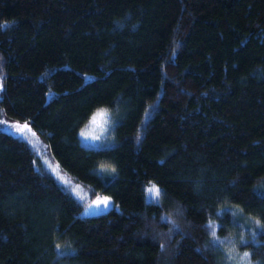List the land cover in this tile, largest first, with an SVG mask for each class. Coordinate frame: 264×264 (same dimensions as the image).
<instances>
[{
  "label": "trees",
  "instance_id": "trees-1",
  "mask_svg": "<svg viewBox=\"0 0 264 264\" xmlns=\"http://www.w3.org/2000/svg\"><path fill=\"white\" fill-rule=\"evenodd\" d=\"M5 22L0 113L89 193L0 130V264H264V0H0ZM100 108L112 145L83 147ZM97 194L114 207L81 216Z\"/></svg>",
  "mask_w": 264,
  "mask_h": 264
},
{
  "label": "rangeland",
  "instance_id": "rangeland-1",
  "mask_svg": "<svg viewBox=\"0 0 264 264\" xmlns=\"http://www.w3.org/2000/svg\"><path fill=\"white\" fill-rule=\"evenodd\" d=\"M84 79L88 80L90 76L88 75H84ZM47 95H52L51 93H48ZM94 113V112H93ZM93 113L90 115V117L88 118V120L83 124V126L78 130L77 133V138H78V142L80 143V145H82L83 147L86 148H106L112 145V135H111V131L114 125V118L112 117V123L110 124L108 130L103 134L102 139L100 141H92L90 143H86L84 142V139L80 136V132L81 130L85 129L86 125L89 122V119L91 118V116L93 115ZM0 121H6V125L7 127H11L15 124H20L23 125L25 122L27 121H18V120H12V119H8L4 116H2V113H0ZM29 123V122H28ZM31 131L34 132L36 135L32 136L31 132L26 133L25 139H21L20 138V134L15 132V129L13 128L12 131H8L7 127L4 125H0V130L4 131L6 133H8L9 135H11L12 137H15L17 139H20L21 141H23L31 150V152L33 153V160H34V167L44 173H47L48 175H50L54 181L64 190L66 191L69 195H71L74 199L78 200V201H82V200H86L89 190L85 189V187L77 182L74 181L70 176H68L56 163V161L53 159V157L51 156L46 140L44 139V137H42L39 133H37L29 124ZM94 145H98V146H94ZM54 168H58V170L60 171V174L62 176L65 177V179H69L72 181L71 185H66L63 183V181H61L55 172H53L52 169ZM147 182L144 186V197H145V201L150 202L148 197H147V193L145 191L146 187L148 186ZM76 185H80L82 188V192L80 193V196H78L75 192L72 191V188H74ZM83 196V199H81L80 197ZM97 196H106V195H102V194H97L96 196H94L91 200H89V202H87L86 204L83 205L82 210L80 212V215L83 217H88V216H95V215H99L102 213H105L106 211H108L109 209H111L112 207H109L107 209H105L103 206H101L99 209L96 208H89V205L91 204V202L93 200H95L97 198ZM239 264V263H238Z\"/></svg>",
  "mask_w": 264,
  "mask_h": 264
},
{
  "label": "snow or ice",
  "instance_id": "snow-or-ice-1",
  "mask_svg": "<svg viewBox=\"0 0 264 264\" xmlns=\"http://www.w3.org/2000/svg\"><path fill=\"white\" fill-rule=\"evenodd\" d=\"M6 23L7 22L0 24V28L5 27ZM2 87H3L2 84H0V90H2ZM111 123H112V117L110 111L107 108L97 109L89 119V122L86 125L85 129L81 130L80 136L84 139V142L86 143H90L92 141H100L102 139L103 134L108 130ZM0 125H4L7 127L6 121H0ZM13 128L15 129L16 133L20 134L21 139H25L26 138L25 134L29 132H31L32 136L36 135L34 132L31 131L28 122H25L23 125L15 124L11 127H7V130L12 131ZM137 139L138 140L140 139L139 135L137 136ZM94 146H98V145H94ZM52 170L53 172L56 173L57 177L61 181H63L64 184L71 185L72 181L69 179H65V177L60 174L58 168H54ZM99 172L101 175L104 172L115 173L116 169L109 164H101L99 167ZM258 187H264V185H260ZM72 191L75 192L78 196H80V193L82 192V188L80 185H76L74 188H72ZM145 191L147 193V197L149 201L154 203H158L160 201L161 196L164 195V190L152 181H149ZM261 195L264 196V193H262ZM80 198L83 199V196H81ZM101 206H103L105 209L109 207H114L111 197L97 196V198L91 202L89 208L91 209L94 207L96 209H99ZM164 219H167V217H165ZM254 223L258 229L264 231V223H262L259 220H255ZM207 226L211 230L212 236L215 237L216 236L215 223L209 221V224ZM243 241H244V237H241L240 242L243 243ZM217 243L219 242L217 241ZM57 247L59 248L60 246L57 245ZM249 255H250L249 253L245 252L243 256L240 257L239 264H250ZM227 259L231 261L234 259V257L230 255L227 257Z\"/></svg>",
  "mask_w": 264,
  "mask_h": 264
}]
</instances>
